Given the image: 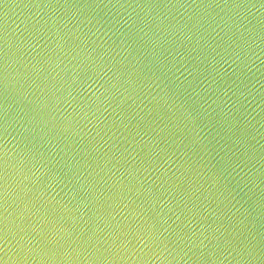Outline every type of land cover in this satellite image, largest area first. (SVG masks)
Masks as SVG:
<instances>
[{
	"label": "water",
	"instance_id": "95a60500",
	"mask_svg": "<svg viewBox=\"0 0 264 264\" xmlns=\"http://www.w3.org/2000/svg\"><path fill=\"white\" fill-rule=\"evenodd\" d=\"M0 264H264V0H0Z\"/></svg>",
	"mask_w": 264,
	"mask_h": 264
}]
</instances>
